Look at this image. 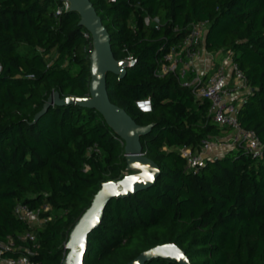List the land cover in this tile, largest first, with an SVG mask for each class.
I'll list each match as a JSON object with an SVG mask.
<instances>
[{
	"label": "trees",
	"instance_id": "obj_1",
	"mask_svg": "<svg viewBox=\"0 0 264 264\" xmlns=\"http://www.w3.org/2000/svg\"><path fill=\"white\" fill-rule=\"evenodd\" d=\"M91 1L115 57L135 61L122 77L108 74L110 99L137 123H153L141 141L161 171L154 184L107 202L84 264H126L169 242L191 264H264V158L234 147L189 167L180 146L199 150L202 138L231 128L176 74L159 73L164 53L207 21L205 48L233 52L250 87L237 116L264 146V0ZM62 3L0 0V242L29 230L36 237V246L17 241L0 259L25 254L32 264H62L71 229L102 184L135 172L124 140L95 107L45 106L55 91L64 98L90 89L92 36L79 13L58 12ZM17 202L51 210L34 225L15 213ZM142 264L179 263L158 256Z\"/></svg>",
	"mask_w": 264,
	"mask_h": 264
},
{
	"label": "water",
	"instance_id": "obj_2",
	"mask_svg": "<svg viewBox=\"0 0 264 264\" xmlns=\"http://www.w3.org/2000/svg\"><path fill=\"white\" fill-rule=\"evenodd\" d=\"M70 9L79 13V24L92 36L93 48L90 53V89L84 96L60 97L55 91L45 106L50 103H77L85 107H95L105 117L107 123L124 140L127 168L135 172L121 179L106 181L95 194L91 205L76 221L66 243L67 253L62 264H84L89 245V233L103 220L107 202L114 198L126 197L139 189L154 184L160 174L159 164L143 151L142 136L147 135L153 123L142 125L130 113L114 103L107 90V76L114 73L122 77L135 61L117 59L111 46V36L101 16L91 0H67ZM38 117V116H37ZM36 117V118H37ZM172 259L179 264H191L185 252L175 243H164L141 252L126 264H142L152 257Z\"/></svg>",
	"mask_w": 264,
	"mask_h": 264
},
{
	"label": "built area",
	"instance_id": "obj_3",
	"mask_svg": "<svg viewBox=\"0 0 264 264\" xmlns=\"http://www.w3.org/2000/svg\"><path fill=\"white\" fill-rule=\"evenodd\" d=\"M58 12L63 9H69L70 3L62 0ZM150 22V17L145 18ZM158 22V19H156ZM208 30L207 21L194 22L186 37L178 44L173 45L164 53L160 60L159 73H174L181 81L182 85L192 89L196 97H205L210 101V114L213 120L223 126L231 128L228 142L234 147L244 148L254 158H264V146L254 129L245 128L240 123L237 111L238 104L234 102V88L240 85H246V76L242 68L233 60V52L227 51L231 58V64L227 67L224 64L216 67L211 74L206 70H198L195 66V59L200 54L202 47H205V36ZM85 36H91L88 31ZM131 59V57H130ZM1 70V65H0ZM230 79L234 84L229 83ZM149 102V98L147 99ZM223 144V143H222ZM214 146L213 139L204 137L201 139L199 150L194 149L191 145L184 144L179 147V151L189 167L195 168L204 162L207 158L206 153ZM15 213L23 220L30 224L40 223L46 216L51 207L44 204L40 207H30L27 203L17 202ZM30 240L36 246V237L31 231L10 237L8 241L0 242V252L9 251L16 247L17 241ZM28 253L33 254L31 248ZM0 264H32L31 260L25 254L0 259Z\"/></svg>",
	"mask_w": 264,
	"mask_h": 264
},
{
	"label": "crops",
	"instance_id": "obj_4",
	"mask_svg": "<svg viewBox=\"0 0 264 264\" xmlns=\"http://www.w3.org/2000/svg\"><path fill=\"white\" fill-rule=\"evenodd\" d=\"M221 64H224L226 65L227 67L230 66L231 64V58L229 57L227 51H224V50H218V51H215V52H210L208 51L204 46L202 47V49L200 50V54L198 55V57L195 59V66L198 70H206L207 73L211 74L213 72V70L218 67L219 65ZM229 83H232L234 84V80L230 79ZM236 93V94H235ZM242 93L241 92H233V98H234V101L240 105L242 100L245 98H242L241 101L237 100L239 98V96H241ZM230 135V133H229ZM228 135H225V136H219L218 138H215L217 140H219V144L220 146H223L222 144V141H224L225 138H227ZM222 144V145H221ZM215 146H213V148L210 150V151H214V150H217L214 148ZM222 148V147H221ZM208 151L206 153L209 154ZM224 152H221V153H217V155L215 156H221L223 155ZM207 157H213V156H209L207 155Z\"/></svg>",
	"mask_w": 264,
	"mask_h": 264
},
{
	"label": "rangeland",
	"instance_id": "obj_5",
	"mask_svg": "<svg viewBox=\"0 0 264 264\" xmlns=\"http://www.w3.org/2000/svg\"><path fill=\"white\" fill-rule=\"evenodd\" d=\"M241 92L242 93V95L241 96H239V98L237 99L238 101L240 100L241 101V99L242 98H244L245 97V95L247 94V93H249V91H250V87L247 85H240V86H237V87H235L234 88V92ZM236 94V93H235ZM235 102V101H234ZM236 103V102H235ZM231 132V131H230ZM229 138V134H228V136H227V138H225L224 139V141H222V143H223V146H220V144H219V140H217V139H213V141H214V148L215 149H217V150H214V151H210L209 152V154H207V155H209V156H215V155H217V153H221V152H225L226 150H228V149H230L232 146L230 145V143L228 142V139ZM222 145V144H221ZM222 147V148H221ZM213 148V147H212ZM211 150V149H210ZM206 155V156H207ZM34 225H36V224H34ZM31 233L32 234H34L35 235V232L32 230L31 231Z\"/></svg>",
	"mask_w": 264,
	"mask_h": 264
}]
</instances>
